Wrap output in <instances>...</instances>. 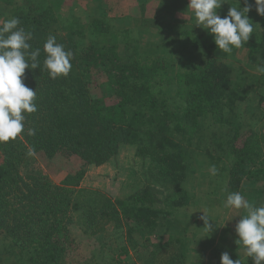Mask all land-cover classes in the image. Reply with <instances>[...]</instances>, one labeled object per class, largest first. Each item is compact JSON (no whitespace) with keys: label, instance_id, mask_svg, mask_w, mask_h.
<instances>
[{"label":"trees","instance_id":"16d2710c","mask_svg":"<svg viewBox=\"0 0 264 264\" xmlns=\"http://www.w3.org/2000/svg\"><path fill=\"white\" fill-rule=\"evenodd\" d=\"M158 1L157 8L164 9L189 3L170 0L167 6L163 0H131L141 14L136 15L141 25L118 30L106 18L90 17L82 24L75 14L62 12L61 0H0L6 11L0 24L18 17L19 26L32 33V50H41L40 67L26 69L23 81L37 92V111L25 114V130L15 140L0 142V239L6 260L75 264L66 254L73 247L70 225L76 216L101 247L130 223L155 230L159 218H167L185 203L189 152L203 150L210 160L225 159L221 173L227 191H237L248 180L264 184V133L251 127L242 132L237 105L248 106L251 98L243 83L235 81V70L223 61L228 53L217 48L212 35L204 28L181 30L168 23L167 49L162 53L140 49L135 34L154 33L162 24L159 17L147 19L143 14ZM248 2L254 5V0ZM249 13L257 21L253 32L257 38L248 46L246 60L259 71L252 93L256 91L261 108L264 16L255 6ZM163 16L173 19L165 12ZM49 35L73 52L67 77L51 79L44 68L43 45ZM170 51L177 59L174 70L169 69ZM258 113L263 117L264 109ZM28 128L35 129L34 136L27 134ZM124 145L135 146L151 175L149 184L115 199L79 187L85 166L103 164ZM40 158L66 159L73 165L81 159L84 168L65 172L55 182L42 170ZM157 190H165L167 208L156 201ZM169 239L176 241L171 235ZM121 250L100 264L118 263L117 256L128 253ZM178 251L168 254L167 264L185 263Z\"/></svg>","mask_w":264,"mask_h":264},{"label":"rangeland","instance_id":"374dc122","mask_svg":"<svg viewBox=\"0 0 264 264\" xmlns=\"http://www.w3.org/2000/svg\"><path fill=\"white\" fill-rule=\"evenodd\" d=\"M163 1L164 5L170 4V0ZM184 1L180 0V2ZM236 3L237 0H229V2L223 3L218 10L219 14L225 16L231 4L234 6ZM155 4L156 6L149 7L143 14L147 19L154 16L159 17L158 19L162 24L154 33H143L142 36L139 35L140 37L138 34L134 36L139 39L138 44L143 52L157 50L158 53H162L163 50L167 49L164 38H166L167 30L169 31L168 23L177 25V28L181 30L184 28L202 29L201 26L195 25L194 14L187 8L188 5H171L168 6V9H164L157 8L159 1ZM60 5L62 12L75 14L81 19L82 24L87 23L90 17H98L108 19L111 25L118 30L135 29L137 25H141L136 19V15L140 16L141 14L135 7L131 6V0H61ZM164 12L173 19L164 17ZM2 15L5 16L6 11L3 6H0V21L3 20ZM248 16L253 25L257 27L256 19H253L250 13ZM255 38H257V31L240 49H233L231 53H228L223 61L233 67L235 81L243 83L244 89L247 90L246 93L251 98L248 106L242 102H238L237 105L241 112L237 120H240L244 125L242 132L251 127L255 131L264 133V115L262 117L258 113L260 109H264V103L260 105L261 108H258L255 98L256 91L252 93L254 74H259V71L246 60L248 46L255 42ZM172 50L176 54V47H173ZM174 53L170 51L173 60H168V63H173L169 65V69L172 70L176 69L177 59L173 55ZM97 78L100 79L102 76ZM193 146L197 147L198 145L194 144ZM190 150L192 148L188 151ZM208 157L206 153H203V150L189 152L188 170L183 182V188L187 192L184 198L185 203L181 207L175 208L174 211L172 210L173 212L171 211L172 214L167 217L168 219L159 218V225L155 230L150 231L139 224L130 223L131 225L127 227L129 232L124 227L119 234L117 232L115 236L110 235L111 243L101 247L100 243L102 242L99 241L98 237L88 235L83 231L82 222L76 216L75 222L70 225L73 247L66 256L75 264H100L107 262L112 254L121 253V247H124L128 253L117 256L119 262L116 264H151V260H156L155 264H167V256L172 250L183 252L184 264H220L221 254L227 251L231 259L240 260L241 264H253L252 259L246 257L243 247L236 243L238 237L235 232V225L241 217L237 215L235 210L224 207L227 194L236 192L227 191L226 179L221 173L225 159L221 157L220 161H216L217 159H211L213 160L211 161ZM39 161L42 170L55 182H59L65 172L72 171V169L78 170L83 166L81 159H75L74 165L66 159L58 162L40 158ZM213 165L218 170L214 176L209 173V168ZM84 170L85 174L79 187L100 190L112 199L134 193L149 184L148 179H151L146 166L136 155L134 145H124L108 161L100 165L89 164L85 166ZM156 187L159 188V185ZM164 191L157 190L155 194L157 199H155L161 204V207L167 208L166 204L163 203ZM237 191L257 206L264 205V184L262 181H245ZM203 211L215 221L209 219V223L214 225L210 236H206L208 233L203 228L204 221L200 219L204 215ZM239 214L242 215L243 213ZM224 223L225 225H223ZM169 235L174 236L176 241L170 240ZM169 242H171V246H167ZM2 248L3 244L0 239V264H20V262L13 263V259L10 257V261L6 260L5 255L8 254ZM99 250L104 252L99 253L98 259L92 258L94 253Z\"/></svg>","mask_w":264,"mask_h":264},{"label":"clouds","instance_id":"9594fccd","mask_svg":"<svg viewBox=\"0 0 264 264\" xmlns=\"http://www.w3.org/2000/svg\"><path fill=\"white\" fill-rule=\"evenodd\" d=\"M225 2L229 0H189L187 8L194 14L195 25L212 35L217 48L231 53L234 48L240 49L245 45L253 34L254 25L248 13L255 6L257 14L264 16V0H254V5L244 0L243 7L237 0L222 18L218 10ZM19 25L18 17L6 19L0 24V142L15 140L25 130V114L37 111V92L23 81L26 69L40 67L41 50H32L29 43L32 33ZM43 50L46 54L43 65L49 77H67L72 69L70 61L73 52L57 43L54 35H49ZM27 134L34 136L35 129L28 128ZM29 154H32L31 151ZM217 172L214 165L209 168L211 175ZM224 207L235 210L241 217L235 225L236 243L243 247L246 257L251 258L253 264H264V205L257 206L236 191L227 194ZM241 212L242 215L239 214ZM203 213L200 219L204 221L206 236H210L214 225L209 223L211 218L208 214ZM220 264H241V261L231 259L225 251L221 254Z\"/></svg>","mask_w":264,"mask_h":264}]
</instances>
